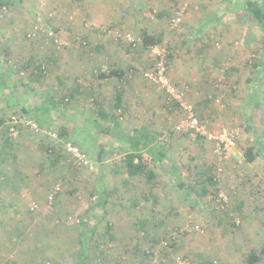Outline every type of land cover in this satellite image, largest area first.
<instances>
[{
    "label": "rangeland",
    "instance_id": "obj_1",
    "mask_svg": "<svg viewBox=\"0 0 264 264\" xmlns=\"http://www.w3.org/2000/svg\"><path fill=\"white\" fill-rule=\"evenodd\" d=\"M178 13L181 22L174 27ZM241 14L239 0H21L20 6H0V155L8 152L0 167L2 179L16 184L15 195L9 191L0 202V264H75L82 230H87V264H246L249 252L264 246V63L258 52L264 50V40L252 50L245 49L249 44L237 45L244 56L240 61L246 63L243 78L232 84L235 101L225 88L207 106L217 119L200 117L194 105L209 128L234 133L233 154L204 151L199 140L176 133L180 113L161 88L144 78L157 52L165 50L168 76L187 91L192 104L189 80L210 78L203 52H220L226 37L246 34V17L247 28L235 22ZM144 30L162 35V44L131 48L128 38L138 40ZM226 46L235 48L233 42ZM29 59L41 62L46 71L42 79H31L22 69ZM234 61L224 59L217 78H226ZM112 62L124 72L123 79H99ZM82 68H88V75L95 71L87 91L94 95L88 99L113 97L117 84L124 90L129 106L119 121L122 132L146 130L164 145L162 183L170 186L161 188L156 212L138 199L146 189L143 180L120 186L121 171L116 181L110 177L109 165L122 164V154L90 151L92 142L105 140L110 146L112 141L83 120L93 114L87 113L88 93H75L84 79ZM69 93L73 98L62 100ZM50 100L63 102L51 107ZM38 119L43 127L35 131L29 123L34 120L38 127ZM57 127L71 131L69 139L88 152L92 169L63 153ZM47 145L61 155L54 166L42 151ZM248 146L259 152L251 164L237 151ZM57 182L61 193L47 205L46 194ZM94 187L108 189L105 205L92 197ZM89 219L92 235L90 226L82 225Z\"/></svg>",
    "mask_w": 264,
    "mask_h": 264
},
{
    "label": "trees",
    "instance_id": "obj_2",
    "mask_svg": "<svg viewBox=\"0 0 264 264\" xmlns=\"http://www.w3.org/2000/svg\"><path fill=\"white\" fill-rule=\"evenodd\" d=\"M239 2H240V7L242 9V14H241L242 16L238 15L237 21L240 23H243L245 17L247 20L254 21L258 25V27L260 28L261 32L264 35V1L261 3H258L255 0H239ZM11 4L16 5V6H20L21 0H0V6H2L4 8L8 7ZM163 15L164 16L167 15V12H164ZM245 22H247V21H245ZM198 33H200V31H198ZM249 36H250V34H249ZM196 37H197V39H202L201 36H196ZM205 37H208V36H205ZM162 42H163L162 35L148 34L147 31L144 30L141 32L138 40L134 39L133 42H131V43L128 42V45L131 48H135L139 44H141L142 47H144V48H150V47L160 46L162 44ZM5 59H7V54L5 56ZM167 59H169V53L167 55L165 53L166 66H167V71H168L169 70V65H168L169 60L167 61ZM22 69L24 71H28L29 77L31 79L40 80L46 74V71L44 70L41 62H39L38 60H35V59L27 60L26 64L22 67ZM22 75H23V73H22ZM124 76H125V74H124V72H122V70L114 69V70H111L107 73L102 72L97 77L101 80L116 78L119 81H121ZM173 84L178 89L185 91V98L187 99V97H186L187 91L183 87H180L177 84H175L174 82H173ZM123 93H124L123 89L117 88V89H115L114 95L111 98L102 97L100 100L99 98H95V96L91 97V98H93V103H92L93 106H91V108L97 107V109H95V114L97 117H96V119L92 120V122H89V123H92V126L98 130V132L96 130L97 133H101L102 136L107 135L112 142H114L115 140H113L111 138V134H112L111 127L116 128L117 131H119V120H120L121 114L123 112V108H121ZM87 95H89V97H90V96H93L94 94H93V92H89ZM73 96H74V94L69 93L68 95H64L62 100H64V99L66 101L71 100L73 98ZM165 96H166V94H165ZM62 100H60L58 102L50 100L52 102L51 107H55L56 105L61 104V102H63ZM166 101L177 112L181 113L180 106L178 105L177 102L169 100L167 96H166ZM192 106H193V110L196 114L194 105L192 104ZM47 109L48 108H46L45 106L42 108L43 114H46ZM22 112L28 113L26 110H24V108H22ZM196 116L199 118V120L204 122V120L200 119V117L197 114H196ZM99 121L110 123V124H112V126H110V127L103 126L101 124V122H99ZM37 124L39 127L38 130H40L41 127H43L42 126L43 121L38 119ZM206 126H207V124H206ZM208 129H211V128L208 127ZM13 132H14V130H13ZM13 132H11L12 134L10 133V136H9L10 138L6 139L3 142L2 150H3V147L6 148L8 146L7 144L12 139L11 136H13V134H14ZM70 132L71 131L67 130V128H65V130H64L62 127H60V128L57 127V129L55 130L54 133L56 134V138H60L61 140H63V142H71L74 145L79 146L78 144L74 143L73 141H71L69 139ZM139 132L141 134L138 136V138H133L130 135L127 136V138H126L128 140L127 142L129 144V147H128L129 150H127V152L124 153L122 156V159H121L122 164L121 165L124 168V172L121 171V173H123V175L127 179H132L131 180L132 182L137 180V179H145L146 184L148 183L147 185H149L152 182V180L155 179V175H156L153 172V170L150 168V166H152V164L154 162L164 163V161L166 159V153L167 152L165 150L164 145L159 143V142L157 143L156 140L153 137H151L150 133H148L146 130H140ZM115 135L121 136L124 134L118 133L115 131ZM234 139H235V135H234ZM101 141H104V142H100V143H97V142L93 143L92 142L90 151L91 150H93V151L97 150V152H98V150H104V148H106V146H109V145H107V142L105 140H101ZM80 148L82 149V147H80ZM51 149L52 148H50V147L48 148V145H47V147L42 148V151L44 154L47 155V158L52 157V159L49 161H50V165L54 166L61 159V155L60 154L58 155L54 152V147L52 150ZM3 151H2V154L0 155V158H2V159L8 153L6 151H4V153H3ZM82 151L86 153L91 164H93L90 157H89L88 152L84 149H82ZM63 153H66L64 151V149H63ZM94 153H96V152H94ZM97 155L98 156L102 155L101 151L98 152ZM258 155H259V152L257 151V149L255 147L248 146V147H245L242 149V158H243L245 163H248V164L253 163L256 160V158L258 157ZM79 165L85 169H89V168L82 166L81 164H79ZM208 181H211V178H209ZM95 187L93 188V191L91 193L92 197L95 199L97 198L98 201H102L103 205H105L106 202H104L103 197L106 196V190H108V189L107 188L106 189H103V188L98 189ZM48 192H47V194H48ZM60 193H61V190H60L59 194ZM47 194H46V196H47ZM46 202H47V200H46ZM151 205L156 208V206L158 204H156V202L154 201L151 203ZM31 209H32V211L34 210V208H31ZM84 217L88 218L87 215H84ZM89 222H90V219H89V221L85 220V223H82V225L84 227H86V229H88V226H90ZM89 228L90 229H88V231H89L88 233L90 235H92L94 233V230L92 229L91 226ZM86 234H87V230L86 231L82 230L78 234V243L80 246V254H79V257H78L75 264H87L88 263V261H87L88 258L84 254L85 253L84 251L86 249V245H85L86 244V240H85ZM262 258L264 259V246L259 251L251 250L249 252L248 256L246 257L245 262H246V264H263Z\"/></svg>",
    "mask_w": 264,
    "mask_h": 264
},
{
    "label": "crops",
    "instance_id": "obj_3",
    "mask_svg": "<svg viewBox=\"0 0 264 264\" xmlns=\"http://www.w3.org/2000/svg\"><path fill=\"white\" fill-rule=\"evenodd\" d=\"M255 1H257L259 3L258 0H255ZM235 22H238V21L236 20ZM223 24H225V23H220V25H223ZM237 24H240V22H238ZM241 24L244 25V22ZM247 24L249 26V31H247L246 34L241 33V35L236 34L235 36H228L225 38L226 43H232L233 42L235 44V46H234L235 48L230 47V46L227 47L226 43H224L225 47L221 44L222 49L220 50V52H215V51H213V52H210V51L205 52L204 51L203 52L208 57V59L205 57V60H207V62H206L207 66L205 68V71L207 73H209L210 78L207 80L205 78L201 79L199 77V79H193V80L190 79L189 80V86L191 89V93L193 92V94L191 96L192 97L191 100L193 102L192 104L198 108L199 111L197 113L200 117L209 118L210 121L211 120L214 121V119H217V117H219V116H215V114H213L214 113L213 111H209V108L207 109V106L212 103V101L214 100L213 99L214 95L219 93L220 90L228 88L227 92L228 93L230 92L229 94H230V96H232V99H233V97L237 96L236 91L233 90V85L241 84V83H239L238 80L243 78V76H242V74L244 73L243 72V70H244L243 66L246 65V63H243L242 61H240L241 58L244 60V58H243L244 56L242 54V50H241L242 48L239 49L237 47V45L240 47L239 44H241V46H242V44L244 46V43L249 44V45H245V47H246L245 49L252 50L253 44H256L258 46L259 42H261L262 39L264 40L263 33L261 32L262 34L260 36V34L258 33V29H260V28L258 27V25L254 21L247 20ZM248 26L246 25L245 27L247 28ZM249 34H250V36H249ZM258 52H261L262 56L260 59H262L261 62L264 63V50L258 51ZM204 54L198 53L199 56L204 55ZM231 57L234 58L235 61L232 64H230L229 67L227 66L229 68V71L226 74V78L222 77V76L220 78H217L218 76L221 75V74L218 75V72L223 73L222 70H218L221 66V62L224 59H227L230 61ZM240 62H242V63H240ZM236 63H239V64H236ZM113 64H114V62L111 63V66L109 68H107V70H103V71H101V73L102 72L107 73V72L114 70V69L120 70V68H118V66L116 67ZM87 69L88 68H82V70H81V73H82L81 76L84 79L79 81L80 84L78 85V89L75 92V93H78L79 96L84 95V93H86V94L89 93L87 91L90 90V88L92 86V83H90V82L93 78V75L95 74V71L92 70L94 74L90 73V75H88ZM231 74H233V77L231 76ZM238 76H240V77H238ZM217 79H218V81H217ZM106 80H108V79H106ZM117 88L121 89L120 84H117L116 89ZM123 95H124V93H123ZM87 97H89V95L85 96V98H87ZM88 100H89V102H91L90 105L93 106V104H92L93 98H90ZM233 100L235 101L236 99H233ZM249 102L252 104L251 100ZM128 106H129L128 102L122 96L121 108H123V111L126 110L128 108ZM89 112H91L93 115H90ZM87 113L89 115L86 114V118L85 117H84V119L82 118L84 121L92 122V120L96 119L97 116L95 114L94 109L90 108ZM119 121H121V118ZM111 130H112L111 138L115 141L112 142V145L108 146V148H106L104 150H98V152L101 151L102 155L103 154L104 155L105 154L111 155V154H115V153L116 154L119 153V154L123 155L124 153L127 152V150H129V148H128L129 144L127 142L128 140L126 139L127 136L130 135L133 138H138V136L141 134L140 132L135 133V132H131V131H126V132L124 131L125 132L124 133L121 131V129H119V131H117V129L113 128V127H111ZM88 131H90V130H88ZM115 131L118 133H122L124 135L126 134V135L125 136L124 135L116 136ZM151 134H154V133H151ZM198 145L200 148L202 146L201 149L202 150L205 149L204 151H207V152H210V150L213 152L214 147H215L213 143L205 141V140H199ZM239 145H241V143H239ZM241 149H243V148L237 147V151L240 152V155L242 156V150ZM231 150L229 151V153L231 152ZM234 150H235V148H234ZM234 150H232V152H231L232 154H233ZM93 152H97V150L93 151ZM229 153H228V155H229ZM213 154H214V152H213ZM160 164L161 163H159V162H154L152 164V166H150V168L153 170V172L156 175H155V179H153L149 185H147L148 183L146 184L145 179H141V180H143V183H144V186H146V189H144V191H142V197L138 198L139 200L144 201V202L148 201L149 203H152L155 201L156 204H159V201H160L159 198L163 196L161 194L162 193L161 188L164 185L170 186V183L168 181H166V183H162V178L164 179V177H162V174H161L162 170H161ZM115 165H116V163L114 162V163L110 164L109 168H108V173H109L110 177H112L113 179H114V177H116V173L118 174L120 171L124 172V168L121 164L116 165V166ZM1 176H2V169L0 167V202L3 200L4 195H6L9 191L13 194L16 193V192H12V191H16V184L12 183V180L4 181ZM113 179L110 181V183L112 185V191L115 190V188L113 186H115L114 183L116 181V179H114L115 181H113ZM131 180L132 179H127L123 175V178L121 181L118 182V185L125 186V185L129 184L128 186H132L133 184H132ZM127 182H129V183H127ZM7 187H11V189H9ZM150 210H151V212L157 211V209H155V207H153V206L150 208ZM0 211H1V208H0ZM28 264H33V263L30 262Z\"/></svg>",
    "mask_w": 264,
    "mask_h": 264
},
{
    "label": "built area",
    "instance_id": "obj_4",
    "mask_svg": "<svg viewBox=\"0 0 264 264\" xmlns=\"http://www.w3.org/2000/svg\"><path fill=\"white\" fill-rule=\"evenodd\" d=\"M181 22V13H178L172 20L174 27L178 26ZM133 38H128V42H133ZM165 50L157 52V58L153 68L144 73V78L151 84L161 88L166 94L169 100L178 103L181 109L180 116L174 122L173 130L176 133H184L191 140H205L214 144V152L221 154L222 152L228 153L235 146L234 133L227 128L220 129H208L206 124L199 120L196 116L193 106L185 98V91L178 89L168 76ZM16 123L15 118L13 119ZM29 125L35 130L39 131L37 125L34 122H30ZM64 151L69 154L77 163L82 166L92 169V164L88 159L85 152L82 149L74 145L71 142H63L62 145ZM61 190L60 182L52 185L50 191L46 196L47 205L54 203L57 195ZM221 201L226 202V198L221 196Z\"/></svg>",
    "mask_w": 264,
    "mask_h": 264
}]
</instances>
